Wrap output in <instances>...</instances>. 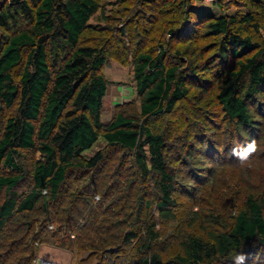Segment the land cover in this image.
I'll return each mask as SVG.
<instances>
[{
    "label": "trees",
    "instance_id": "obj_1",
    "mask_svg": "<svg viewBox=\"0 0 264 264\" xmlns=\"http://www.w3.org/2000/svg\"><path fill=\"white\" fill-rule=\"evenodd\" d=\"M139 1L158 2L155 10L159 14L173 12L181 17L186 13L183 7L195 0ZM230 1L213 3L224 7ZM241 1L249 6L247 12L214 19L208 23L206 33L223 35L219 54L223 59H235L215 83L214 95L222 117L233 123L235 135L250 140V133L262 123L251 103L264 106V37L260 35L261 31L264 34V0ZM99 8L100 0H11L0 8V112L18 99L16 111L6 118L0 137V238L9 226L19 232L7 243L0 239V264H30L38 244H68L79 213L91 214L87 218L97 228L80 232L82 237L69 245L88 251L83 261L96 257L99 264L104 263L103 255L111 253V257L126 250L129 256L125 262L115 257L106 264L230 263L236 252L249 250L256 241L264 244V197L249 193L243 206L235 210L231 223L222 226L223 230L208 238L188 234L180 241V251L171 256L162 254L160 230L149 216L142 218V212L155 204L160 218L175 217L176 177L166 162L162 134L152 131L143 121L156 113L170 112L187 94L189 84L194 85L190 79L198 71L191 54L181 49L176 51L178 62L168 61L161 44L135 52L133 76L143 120L117 112L109 123L103 124L100 108L108 82L101 68L106 51L81 44V38L88 35L98 38L111 34L108 27L89 23ZM22 22L25 25L19 29ZM132 25L130 35L134 36L139 31L137 25ZM174 33L175 29L169 28V35ZM186 55L191 57L187 64L182 58ZM17 72L18 80L14 79ZM99 136L111 150H97L85 158L83 153ZM236 148L242 152L239 146ZM113 149L128 152L133 159V183L127 186L126 179L119 176L118 193L110 191L109 183L102 197L99 198L102 189L93 190L92 198L97 195V199H86L81 207L74 200L64 208L65 198L74 195L77 199L79 194L66 191L73 169L81 170L82 178L93 176V170L97 176L102 175L104 168L99 173L98 167ZM19 150L35 153L28 171L17 161ZM26 174L31 184L23 192L19 185ZM139 174L141 178L135 180ZM97 178L86 183L89 192L91 185H105V181L98 182L102 178ZM149 178L155 192L148 189L145 180ZM89 192L85 196H90ZM39 202L38 221L29 218L28 213ZM96 229L103 234L99 235ZM96 245L100 247L95 249ZM97 251H101L100 260Z\"/></svg>",
    "mask_w": 264,
    "mask_h": 264
},
{
    "label": "rangeland",
    "instance_id": "obj_2",
    "mask_svg": "<svg viewBox=\"0 0 264 264\" xmlns=\"http://www.w3.org/2000/svg\"><path fill=\"white\" fill-rule=\"evenodd\" d=\"M9 2L11 0H0V8ZM157 4L158 2L149 4L141 2L140 4L139 0H100V8L90 17L89 23L108 27L107 30L111 34L98 38L88 35V38H81L82 43H80L103 47L106 51V60L101 68V73L108 82L100 108V120L103 124L109 123L117 112H122L139 121L143 120L139 113L140 97L136 92L133 76L135 52L157 48L161 44L168 61L178 62L176 51L180 49L183 52H189L192 56L193 65L198 71L197 76L190 79L194 85L189 84L187 94L176 102L170 112L156 113L143 121L152 131L162 134L166 162L175 172L177 189L173 197L175 217L169 220L160 218L155 204L148 206V209L142 212V218L149 216V220L155 223L156 229L160 230V251L164 256H171L180 251V241L188 234L208 238L211 233L223 230L222 226L231 223L232 215L235 210L243 206V199L249 193H253L256 197H264V106L260 108L258 102L251 103L259 117V122L262 121V123L258 129L250 133V140L257 141L258 150L248 162L242 164L238 156L232 155V151L235 149L241 152L237 150V146L243 151L245 143L250 140L235 135L233 123L223 119L222 111L214 95L218 76L235 59L230 57L223 59L220 56L219 44L223 35H210L206 31L208 23L222 15L228 17L238 15V12H247L249 9L247 4L241 0H231L224 7H219L213 2L195 0L192 6L187 4L185 8L183 7L182 11L186 13L181 14V17L173 12L159 14L155 10ZM257 12L261 15V10L258 8ZM132 24L137 25V31H139L134 36L130 35L133 30ZM24 25L25 22H22L19 29ZM169 28L175 29V35H169ZM17 29L18 26L13 29L14 32ZM260 35L264 37L262 31ZM182 58L187 64L191 57L186 55ZM18 75L17 72L14 79L18 80ZM259 99L261 100L262 97ZM17 106L18 99L11 107L4 108L0 112V137L3 134L6 118L14 115ZM145 149L146 156L149 158L147 147ZM97 150H103L106 153L111 150L101 136L83 155L89 158ZM19 151L17 161L28 171L35 153L33 150ZM117 151L113 149L109 155L107 154V161L98 167L99 173L104 168L102 175L97 176V171L93 170V176L82 178L83 172L73 169L70 178L66 181V191L79 194L77 199H74V195L66 196L63 202L64 208L71 205L74 200L76 206L81 207L86 199H97V195L92 198L93 190L102 189L99 198L100 195L102 197L109 183L110 191L115 190L118 193L116 186L119 184V176L126 179L127 186L133 183L131 176L133 159L128 152ZM97 177L102 178L98 182L103 184L105 181V185L100 188L89 185L92 189L89 192L86 183L97 181ZM140 178L139 174L135 180ZM21 181L20 190L27 191L31 184L30 176L26 174ZM145 182L148 189L155 192L152 179L149 178ZM145 190L147 192L146 188ZM87 191L91 193L90 196H85ZM109 200H111L110 197ZM117 201L120 200L117 199ZM63 203H61L62 206ZM40 205L41 202L37 204L36 209L28 213L30 215L27 214L29 218L37 219V215L40 217ZM88 215L91 214L84 216L79 213L76 216L68 244L64 242L63 246H56L51 241L38 244L36 256L30 264H99L96 262V257L83 261V258L88 256V251H79L69 245L82 237V235L79 236L80 232L84 234L97 228L95 222L87 218ZM5 232L0 238L5 243L19 236V232L12 231V226L7 227ZM96 232L99 235L103 234L100 229H96ZM63 236L66 235L63 233ZM102 239L104 242L107 240V238ZM99 243L101 246V242ZM100 246L96 245L95 249ZM100 252L97 251L98 254ZM243 252L247 255L245 264H264V244L259 241ZM110 254L103 255L104 260H101L103 264L115 257L125 262L129 251L115 252L111 257ZM100 256L102 255L99 254V260ZM230 263L233 264V260ZM230 263L223 260L214 261V264Z\"/></svg>",
    "mask_w": 264,
    "mask_h": 264
},
{
    "label": "clouds",
    "instance_id": "obj_3",
    "mask_svg": "<svg viewBox=\"0 0 264 264\" xmlns=\"http://www.w3.org/2000/svg\"><path fill=\"white\" fill-rule=\"evenodd\" d=\"M246 143L247 147L242 152H237L235 149L232 151V155L238 156L242 164L248 162L250 157L258 150V144L255 139H251L250 142ZM246 259L247 255L244 252H236L233 255V264H245Z\"/></svg>",
    "mask_w": 264,
    "mask_h": 264
},
{
    "label": "built area",
    "instance_id": "obj_4",
    "mask_svg": "<svg viewBox=\"0 0 264 264\" xmlns=\"http://www.w3.org/2000/svg\"><path fill=\"white\" fill-rule=\"evenodd\" d=\"M206 1H208V2H214L215 0H206ZM48 264V263H47Z\"/></svg>",
    "mask_w": 264,
    "mask_h": 264
}]
</instances>
